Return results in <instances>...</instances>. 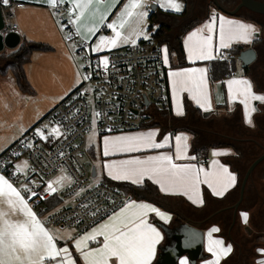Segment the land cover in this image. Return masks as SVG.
Masks as SVG:
<instances>
[{
	"label": "crops",
	"instance_id": "crops-1",
	"mask_svg": "<svg viewBox=\"0 0 264 264\" xmlns=\"http://www.w3.org/2000/svg\"><path fill=\"white\" fill-rule=\"evenodd\" d=\"M204 1L205 0L200 1L199 4L200 6L203 5V9L205 4ZM82 2H86V0H82ZM129 2L130 0H91L88 6L83 10L81 18L74 24L72 21H75L77 16L80 15V9L76 8L75 3H73L72 0H63V2H61V0H56L55 7L49 5V0H9L7 8H10L11 12L14 14L13 21L18 25L17 33L20 35L21 42L43 43L50 45L53 50L48 52H34L30 62L25 66L27 78L31 86L34 88L35 93L33 95L26 94L18 88V92H20V96H17L19 104L16 102L14 105L16 108L20 105H23L24 107L27 106L25 109L30 108V106L33 108H30V111L26 114L27 116H24L26 118L25 123H22L21 127L13 133L7 146L12 145L24 133L39 122L43 121L46 115L59 102L76 89L78 82L72 80L70 86L64 91L54 94H45L44 92H39L37 87L42 86H40L41 84H39L38 79L35 80L37 77H41V74L43 73V64H48L52 59L65 61L70 66L69 70L71 71L72 76H74V74V77L78 76L79 69L77 60L83 58L77 53L78 46L72 35H74V37L80 42L89 43L92 53L104 54L143 40L145 39V36L149 38L162 24L170 26L171 29L165 37V42L160 45L164 56V64L165 55L167 56V64H165V66L167 68L166 74L170 97V110L161 113L158 112L154 121L139 131L103 136H100L96 132H91L95 137L94 142H89L88 150L85 153V155H87L92 161L91 170L92 168H95L96 177H100L99 182L108 179L113 182L131 183L128 180L112 179L109 175L110 167L112 165L119 166L124 161L146 160L148 157L160 155H169L172 157L173 163L177 165H193L196 169L202 168L204 172L209 174L218 173L221 167H223L235 176L234 184H232L222 196H217L213 195L212 189L204 182L205 176L201 174V182L198 185V194L202 203L199 204H194L183 194L162 193L158 185L152 183V181L147 178L144 179L143 184L140 186L149 182L154 186V193L149 196H144L143 199L128 198L127 201L151 204L161 213H164L169 217L167 221L162 220L160 217L156 216L155 213H148L146 217L147 223L160 233V239L155 245L154 255L150 264H160L167 250L172 249L177 242L176 237L183 229L185 223L183 217L199 222L223 208L235 205L239 200L241 183L247 169L255 159L264 152L262 149V147H264V102H249L248 115L251 120V123L249 124L246 122L245 106L241 102L244 98L236 91L238 86L233 85V91L231 94L228 86V82L234 79L247 80L250 82L254 94L264 96V67L259 60H257L250 67L248 73H245L241 67V74L231 76L222 82L215 83L210 82L208 67L209 63L217 58L220 51H225L234 45H250L255 40L260 39L261 37H258L262 36V33L256 25H252L247 21L244 23L231 16L228 17L226 16L227 14L225 16L217 15V12H214L212 9H210L212 11L209 10L208 12L205 8L203 14L195 17L193 14V8L196 5V0H190L189 13L185 18L168 14L169 12L175 14L182 13L186 7L184 0H177V2L182 5V9L179 12L170 9L166 10L165 7H161L162 0H142L141 7L135 9V12H143L146 13V15L142 19L134 15L131 18H128L123 28H120L119 23L121 14L124 12L125 7ZM117 4L119 5L116 6ZM120 5L123 6L119 8ZM153 6L156 7V16L154 19L155 24L152 32H149L150 16L152 14L151 7ZM57 7H60V14L67 15L69 19L72 28L68 33L65 31L66 27L64 28L60 24L61 20L56 13ZM213 15H215L214 21L212 19ZM220 17H224L225 20L252 25L256 31L253 34L251 41L249 43L233 41L227 48H221L219 46ZM243 17L252 19L248 16ZM207 20L208 22H206ZM190 21H196V25L181 38L182 53L181 49H179L178 37L180 36L182 29ZM113 23L116 24V30L121 33V36L117 39L115 46L107 44L102 45L101 37H103L105 41L116 38L113 29L108 27L109 24ZM209 23L214 24L211 58H193L190 60L188 50L186 49V41L188 40L189 35L194 31L202 29L203 31L199 34L207 36L208 32L205 25ZM77 27L80 29L79 32H77ZM89 29H92V31H89ZM189 45H191V42H189ZM93 49L96 50L94 51ZM5 51L10 50L5 49L4 52ZM81 61L83 64V60ZM182 61L187 65L181 66L180 64ZM34 62H37V66L33 65ZM238 64L241 66L240 62ZM52 67H55V65H52ZM185 69H205V79L207 82L205 90L207 102L205 107H201L200 104L192 98L195 93L190 95L186 90L178 91L174 97L172 81L169 77V73ZM41 94L43 97H46V99L41 100ZM177 111L182 112V114L178 115ZM150 132L156 133L153 138L154 143L162 144L163 147H142L135 151L110 149L109 153L107 155L105 154L106 140L114 141L120 137L140 136L146 135ZM178 136L182 138L179 145L176 139ZM183 137L187 138L186 144ZM178 148L182 157L181 159H176ZM213 153L217 154L213 155ZM197 157L210 158L211 161L206 166H202L196 162ZM0 176H3L12 183L21 193L20 188L1 172ZM211 178L210 175L209 179ZM239 185L240 187L238 188ZM64 188L65 185L60 190L51 192L58 195ZM263 192L264 161L254 170L253 176L248 182L244 200L238 209L234 227L230 229L233 219V210H227L216 215L200 227L203 234L201 251L198 252V254L190 251L192 259H190V255L188 254L182 255L178 259L177 264H181L182 260L185 261V264H213L217 257L208 250L210 240L222 241V247L231 246V252L227 255L221 256L218 264H232V259L236 256L238 259V257L240 258L242 255V246L248 248V246H245V243L248 245L250 242L251 245H249L251 246V249H253V251L255 250L256 254H258L257 257L260 261L259 263L264 264V247L261 246L260 243H256V238L258 237L255 236L257 232H264V199L260 197V193ZM25 200L33 213L42 222L46 230H48L54 237V243L56 244L57 249L67 248L74 264H85L84 260L81 258L80 252H78L75 247V242L86 235L91 234L93 229L109 222V218L113 216L112 214L87 232L77 234L72 230L64 231L67 229L46 227L44 224V218L38 215L28 199L25 198ZM53 202L54 200L52 203ZM120 210L115 213H119ZM242 213L247 214L246 222L242 218ZM259 224L262 226H258ZM227 226L229 227L226 230ZM213 228L218 229V231L211 232ZM209 233H211V236H209ZM240 233L243 234L241 240L239 239ZM102 244L103 237L97 236L95 240H85L82 247L84 251H88L98 248L102 246ZM212 246L215 247L214 245ZM251 249H249L248 252ZM62 259L63 253L61 254V257H58L56 260L47 261L46 264H61Z\"/></svg>",
	"mask_w": 264,
	"mask_h": 264
},
{
	"label": "built area",
	"instance_id": "built-area-1",
	"mask_svg": "<svg viewBox=\"0 0 264 264\" xmlns=\"http://www.w3.org/2000/svg\"><path fill=\"white\" fill-rule=\"evenodd\" d=\"M0 8L4 17L1 33L17 32L14 14L4 8L2 0ZM60 12L57 7L56 13ZM64 23L71 31L69 20ZM72 36L83 58L84 81L46 115L44 120L56 125L58 133L47 131L44 120L36 124L0 154V172L20 188L46 227L82 234L120 210L128 199L113 185L93 183L92 170L83 161L89 134L139 131L158 112L170 110V97L164 56L152 36L104 54L92 53L89 43ZM217 58L228 60L230 53L220 51ZM22 156L30 164L23 181L13 169V162ZM210 161L196 158L202 166ZM62 171L69 184L59 192V203L49 208L54 193L48 190L47 181ZM22 182L26 186H20Z\"/></svg>",
	"mask_w": 264,
	"mask_h": 264
},
{
	"label": "snow or ice",
	"instance_id": "snow-or-ice-1",
	"mask_svg": "<svg viewBox=\"0 0 264 264\" xmlns=\"http://www.w3.org/2000/svg\"><path fill=\"white\" fill-rule=\"evenodd\" d=\"M72 2L75 3L77 9H80V15L77 16L75 21H72L75 24L81 18L83 10L91 0H86V2L72 0ZM2 3L8 5L9 0H2ZM141 4L142 0H130L121 14L120 28L125 26L128 18L136 15L142 19L146 15L143 12H135V9L141 7ZM49 5L55 7L56 0H49ZM161 7L175 12H179L182 9V5L177 0H162ZM212 19L213 21L215 20V15H213ZM219 21V46L221 48H227L233 41L249 43L256 31L252 25L225 20L224 17H220ZM108 27L113 29L116 38L105 41L101 37V44L115 46L121 33L116 30L117 26L115 23L109 24ZM205 27L208 32L207 36L199 34L203 31L201 29L192 32L186 41V49L190 60L193 58H211L214 24L209 23ZM79 31L80 29L77 27V32ZM89 31H92V29H89ZM145 39H147V36H145ZM189 42H191V45H189ZM93 50L95 51L96 49ZM104 63L106 64V61ZM165 64H167L166 55ZM169 77L172 81L174 97L178 91L186 90L190 95L195 93L192 98L201 107H205L207 102L205 69H185L170 72ZM233 85L238 86L236 91L244 98L241 102L246 109V122L250 124L251 120L248 115L249 102H264V96L254 94L249 81L235 79L228 82L230 94L233 91ZM177 114L180 115L182 112L177 111ZM155 135V132H150L146 135L120 137L114 141L106 140L105 154L107 155L110 149L135 151L142 147H163L162 144L154 143L153 138ZM176 139L179 145L182 138L178 136ZM183 140L186 144L187 138L183 137ZM216 154L213 153V155ZM181 158L178 148L176 159ZM201 174L205 176L204 182L212 189L213 195L217 196H222L235 182V176L229 173L226 168L221 167L218 173L209 174L204 172L202 168L196 169L193 165H177L173 163V159L169 155L148 157L146 160L124 161L119 166L112 165L109 170V175L112 179L128 180L132 184L140 186L143 184L144 179L147 178L158 185L162 193L183 194L194 204L202 203L198 194ZM210 175L211 179H209ZM61 182L62 179H58L54 183L60 184ZM48 190L50 192L55 191L53 183H49ZM148 213H155L156 216L164 221L169 218L151 204L126 201L120 212L114 213L109 218V222L93 229L91 234L77 240L75 247L80 252L85 264H150L154 255L155 245L160 239V233L147 223L146 217ZM242 218L246 222L247 214L242 213ZM216 231H218L216 228L211 230V232ZM97 236L103 237L102 246L84 251L83 242L85 240H95ZM209 236H211V233H209ZM208 250L217 257L213 264H218L221 256L231 252V246L222 247V241L210 240ZM62 253L61 264H74L67 248L57 249L54 237L33 213L17 188L3 176H0V264H46L47 261L61 257ZM181 264H185V261L182 260Z\"/></svg>",
	"mask_w": 264,
	"mask_h": 264
},
{
	"label": "rangeland",
	"instance_id": "rangeland-1",
	"mask_svg": "<svg viewBox=\"0 0 264 264\" xmlns=\"http://www.w3.org/2000/svg\"><path fill=\"white\" fill-rule=\"evenodd\" d=\"M200 1L202 0H196V5L193 8V14L195 17L200 16L201 14H203L204 9L203 6H200ZM208 3L210 0H206ZM233 1V0H232ZM96 3H98L97 1H95ZM239 2V0H234L233 3L231 4H237ZM9 5V3H8ZM8 5H4V8L8 7ZM97 5V4H95ZM119 4H117L116 6H118ZM123 5H120L119 8H121ZM210 9H212L214 12H217V15H226L223 12H221L218 8L216 9L213 6H210ZM152 10V7H151ZM210 10V11H212ZM228 17H230V15H226ZM243 16H248V17H254L257 19L256 15H253L249 12H245V13H241L238 12V14L231 16L232 18H236L241 20L242 22L245 23V21L249 22L252 25H256L257 27H259V30L262 33V36H259L258 38H262V44H261V56L264 57V33L263 30L261 28V25L259 24V22H257L255 19H247ZM59 18H60V24L65 28L66 25L64 23V21H68V17L65 14H59ZM62 22V23H61ZM208 22V20L206 21ZM155 24V23H154ZM65 31L68 33L69 31L67 29H65ZM131 45V44H129ZM5 54L9 53V51H5L3 52ZM77 60V59H76ZM79 60V61H78ZM78 76L74 77L71 74L70 66L65 62V61H58L57 59H52L51 61L48 62V64L44 63L43 64V73L41 74V77H37L35 80L38 79L39 84H41L40 86L42 87H37L39 92H44L46 93H59L61 91H64L65 89H67L72 80H76L78 82V85L76 86V88H78L84 81L83 78V74H82V59H78ZM263 60V59H262ZM3 63L0 62V65H2ZM35 66H37V62H34ZM52 65H55V67H52ZM262 66L264 67V63H262ZM242 73V68L241 66L238 64L237 65V71L235 73V75H239ZM33 78V77H32ZM78 79V80H77ZM39 86V85H38ZM75 90V89H74ZM20 92H18V87L16 85L15 79L13 78V76L11 74L7 75V76H3L0 75V154L3 153L8 147H10L11 145L7 146V144L10 142L11 140V136L13 135V133L15 131H17V129H19V127H21L22 123H25L26 118L24 117L29 111L30 108H33L30 106V108L24 107L23 105L20 106H16L14 105L16 102L19 104L18 101V97L20 96L19 94ZM70 94V93H69ZM46 99V97H43L41 94V100ZM16 108V109H15ZM18 109V110H17ZM27 116V115H26ZM43 127L51 132V133H58V127L56 125H51L49 122L47 121H43ZM107 135H112V134H107ZM89 142H94V135L91 133L89 134ZM91 142V143H92ZM7 146V147H5ZM2 150V151H1ZM83 161L84 163L88 166L89 169H91V160L87 155L83 156ZM30 168V164L29 161L27 159L26 156H22L21 158L15 160L13 162V169L14 172L16 174L21 175V181H23V179L26 178L27 176V172ZM58 179H62V182L60 184H55L54 182L57 181ZM69 178L67 173H65V171H62L60 174L53 176L51 179H49V181H47V187L49 185V183H53V186L55 188V190H60L64 185L66 186L68 184ZM100 181V177H95L93 179V183H97ZM26 186L25 182H22L20 184V186ZM261 194V198L264 199V192L260 193ZM264 224V223H263ZM258 226H262V225H258ZM229 226L226 227V230L228 229ZM59 229V228H58ZM64 231H68V230H64ZM227 232V231H226ZM226 234V233H225ZM227 235V234H226ZM253 235V234H252ZM234 236V234H233ZM256 237H260L261 239L259 241H256V243H260L261 246L264 247V232H257L255 234ZM243 237V234L240 233L239 235V239L241 240ZM245 238V237H244ZM246 240V239H245ZM247 242V240H246ZM251 245V242L249 243ZM249 245L248 249H251V246ZM248 255V257H247ZM258 254H256L255 250L253 251L250 250L247 254H246V264H260L259 259L257 257Z\"/></svg>",
	"mask_w": 264,
	"mask_h": 264
},
{
	"label": "trees",
	"instance_id": "trees-1",
	"mask_svg": "<svg viewBox=\"0 0 264 264\" xmlns=\"http://www.w3.org/2000/svg\"><path fill=\"white\" fill-rule=\"evenodd\" d=\"M186 7L184 11L180 14H175L172 12H169L168 14H171L173 16L185 18L189 13V7H190V0H184ZM210 6H213L217 9L215 6L213 0H210V5H208V12L210 10ZM256 16H260L257 14H254ZM156 16V12H152L150 16V26H149V32H152L154 28V19ZM196 21H190L180 33V36L178 37V44L179 49L182 51L181 47V38L182 36L187 33L189 30H191L195 25ZM69 31V28H66ZM170 26L166 24L160 25V27L155 30L152 33V38H154L156 41H158V44L161 45L163 42H165V37L170 31ZM262 43V38L255 40L250 45H234L231 48L227 49V51L230 53V58L225 61H219L218 58H216L214 61H211L208 65L209 67V79L211 83L215 82H222L223 80L234 76L237 71V65L239 63L238 57L241 54V52L250 49V48H257ZM53 50V48L50 45L43 44V43H34V42H26L22 41L20 45L14 49L10 50L9 53H0V62L3 64L0 65V75H8L11 74L18 86V88L26 93L33 95L35 93L34 88L31 86L26 72H25V66L28 64L31 60V57L34 52H48ZM181 66L187 65L184 61L181 62ZM251 67V66H250ZM250 67L244 68V72L248 73ZM200 112V111H198ZM256 160V159H255ZM103 182L113 185L119 190H121L127 198L130 199H143L144 196H149L150 194L154 193V186L146 182L143 186H136L131 183L126 182H113L108 179L103 180ZM240 185L238 186V188ZM54 202L50 201L51 206L49 205V208L56 206L59 203V198L57 194L53 195ZM261 238H256V241H259ZM251 241V240H250ZM245 246L249 247V244L247 245L245 243ZM248 248L242 246V259L239 261V257L237 259V256L232 259V264H246V255L248 252ZM239 255V254H238Z\"/></svg>",
	"mask_w": 264,
	"mask_h": 264
},
{
	"label": "water",
	"instance_id": "water-1",
	"mask_svg": "<svg viewBox=\"0 0 264 264\" xmlns=\"http://www.w3.org/2000/svg\"><path fill=\"white\" fill-rule=\"evenodd\" d=\"M215 6L223 13L234 16L238 14L239 10L244 8L250 11L253 14H257L260 16H264V1L260 0H240V4L235 10H227L221 6L218 0H213ZM156 11V7H152V12ZM4 27V17L2 10L0 8V53L4 52L5 49L14 50L16 49L20 43L21 38L17 32H11L9 34H2L1 30ZM258 60V53L255 48L247 49L238 57V61L241 63V67L244 69L246 67L252 66ZM264 151V147H262ZM264 161V152L260 155L247 169L243 181L240 187L239 200L233 206L223 208L214 214L210 215L208 218L203 221L195 222L187 217H183L185 221L183 229L179 232L176 239L177 242L172 249L167 250L164 254L162 261L160 264H177L178 259L184 255H190V259H192V255L190 251L198 252L202 249L203 243V234L201 232L200 227L205 224L207 221L215 217L216 215L225 212L227 210H233V219L231 223L230 229H232L236 223L237 213L240 205L242 204L245 196V190L248 185V182L253 176L254 170ZM92 176L96 177L95 168H92Z\"/></svg>",
	"mask_w": 264,
	"mask_h": 264
},
{
	"label": "flooded vegetation",
	"instance_id": "flooded-vegetation-1",
	"mask_svg": "<svg viewBox=\"0 0 264 264\" xmlns=\"http://www.w3.org/2000/svg\"><path fill=\"white\" fill-rule=\"evenodd\" d=\"M233 1L232 0H218V2L221 4L222 7H224L227 10H231V11L235 10L238 7V5L240 4V0H239V2L237 4H234V5L231 6ZM260 1H264V0H260ZM204 2H205L204 9L206 8V10H208V5H210V1H209V3L206 0ZM201 6H203V5H201ZM239 12H241V13H245V12L251 13L250 11H248L247 9H244V8L240 9ZM251 14H253V13H251ZM252 18L255 19L257 22H259V24L261 25V28L263 30V33H264V16H259V17L257 16V19L254 18V17H252ZM261 44L256 48V50H257V53H258V60L262 64V63H264V57L261 56L262 54L260 52ZM247 257H248V255H247ZM241 259H242V255L240 256L239 261H241Z\"/></svg>",
	"mask_w": 264,
	"mask_h": 264
}]
</instances>
